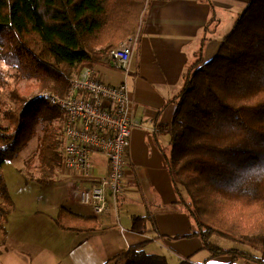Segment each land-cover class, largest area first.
<instances>
[{
	"label": "trees",
	"instance_id": "obj_1",
	"mask_svg": "<svg viewBox=\"0 0 264 264\" xmlns=\"http://www.w3.org/2000/svg\"><path fill=\"white\" fill-rule=\"evenodd\" d=\"M146 4L0 0V58L17 80L28 82L24 90L9 89L10 105L0 106V169L36 138L20 170L25 180L51 188L62 179L66 115L54 98L64 99L84 69L108 64L109 52L133 39ZM184 80L171 125L160 127L169 139L164 158L178 203L195 223L188 236L199 237L209 253L202 264L219 257L228 259L220 264H264L263 255L211 242L218 233L264 249V0H250L212 59H198ZM0 196V212L7 215L3 206L13 201L1 174ZM147 220L135 217L133 230L143 232ZM56 221L67 230L97 227L95 219L65 207ZM150 242L104 264H201L151 254L145 250Z\"/></svg>",
	"mask_w": 264,
	"mask_h": 264
},
{
	"label": "crops",
	"instance_id": "obj_2",
	"mask_svg": "<svg viewBox=\"0 0 264 264\" xmlns=\"http://www.w3.org/2000/svg\"><path fill=\"white\" fill-rule=\"evenodd\" d=\"M249 1L147 0L138 30L131 40L133 54L129 73L109 64L94 68L104 82L126 84L131 118L141 126L132 131L124 189L116 206L112 203L106 213L97 215L78 206L76 201L68 205L65 196L55 195L53 200L39 196L41 208L36 211L37 221L42 224L41 232L46 240L24 236L25 240L10 244L7 241L11 240V235L6 229L7 234L0 237V264H104L129 247L150 241L146 248H156L148 250L151 254L191 259L207 257L201 239L188 236L195 223L178 203L164 158L169 151V139L161 127L172 123L176 109L174 99L184 86L186 73L198 59L202 63L212 59ZM92 162L95 177L107 174L105 157L96 154ZM63 176L64 183L52 189L56 193L65 187L72 196V184L84 179L76 174ZM74 205L89 214L81 210L74 212ZM62 207L95 219L97 227L65 229L56 221ZM22 214L24 210L15 207L8 223ZM135 217L148 218L141 233L133 230ZM117 223L124 228L119 231L120 241L113 233L118 228ZM19 243L31 248H23Z\"/></svg>",
	"mask_w": 264,
	"mask_h": 264
},
{
	"label": "built area",
	"instance_id": "obj_3",
	"mask_svg": "<svg viewBox=\"0 0 264 264\" xmlns=\"http://www.w3.org/2000/svg\"><path fill=\"white\" fill-rule=\"evenodd\" d=\"M132 39L108 54V64L129 73ZM66 115L62 174L84 180L74 183L72 196L78 206L97 215L106 213L124 189L126 157L134 127L126 84L111 85L94 68H86L73 80L64 99L54 98ZM144 129H147L144 127ZM102 155L108 163L105 176L95 177L92 158Z\"/></svg>",
	"mask_w": 264,
	"mask_h": 264
},
{
	"label": "rangeland",
	"instance_id": "obj_4",
	"mask_svg": "<svg viewBox=\"0 0 264 264\" xmlns=\"http://www.w3.org/2000/svg\"><path fill=\"white\" fill-rule=\"evenodd\" d=\"M14 73H15V69L0 58V106L2 103H6L10 105L11 102L8 95L9 89L24 90L25 86H27L28 84V82L17 80ZM34 93H38V91L37 92L35 91ZM35 149H36V138L29 143V145L20 153V155L16 159H14L13 161L5 162L0 169V174L3 176V178L6 181L9 194L13 201V206L11 208L3 206V209L7 211L6 213L7 215H2V212H0V237L4 236V234H7L8 231L9 235H11V240H8L7 242L10 244L17 243L18 240L21 241L25 240L24 236L46 240V235L41 232L42 224L40 223V221H37L38 217L36 211L37 208H41V203L38 201L39 196L44 195L47 199L53 200L55 195H60V197L65 196V201H67L68 205H72L75 203V199L73 196H71V192L65 187L61 188L60 190L56 191V193H54L55 190L52 189L54 186L51 188L43 187L34 180L29 182L25 180V177L23 176L20 170L27 168L26 161L34 154ZM93 169H94V165H93ZM31 171L33 172L34 176L38 175L36 168H33ZM61 176L62 179L58 178L59 182H57L56 184L57 186L58 185L60 186L64 183L63 174H61ZM0 203H3L1 196H0ZM15 207L17 210L23 209L24 214L20 215L18 218L16 217L12 218L11 221L8 223V217ZM73 210L74 212L76 211L80 212L81 209L75 206ZM81 211L84 214H89V212L87 211L84 210ZM122 228L123 225L118 224V228L114 230V232L112 231L113 233H115L114 235L118 237L117 239H119V241L121 235L119 231ZM122 230H124V228ZM211 242L223 248H242L248 250L252 254L257 255L258 257H261L262 255L264 256V249L260 248V250H256L258 248L248 247L246 245L239 244V242H236L235 240H231L224 236H220L218 233H215L211 237ZM19 244L23 248H27V249L31 248L25 244L22 243ZM8 246L10 245L8 244ZM153 249H156L155 246H149L145 248V250L147 251ZM207 253H206L207 255L206 258L204 256H200L198 258L191 259V261L194 263L202 264L203 262H206V260H208L210 257L209 253L208 254ZM167 256H170V254H167ZM221 260H228V259L227 257H219L213 259L211 263L217 264L220 263ZM237 264H246V262L244 261L243 263L241 262Z\"/></svg>",
	"mask_w": 264,
	"mask_h": 264
}]
</instances>
